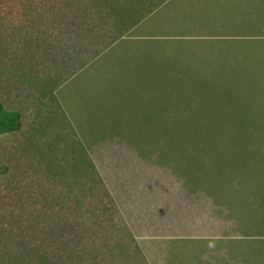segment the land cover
<instances>
[{
	"label": "rangeland",
	"instance_id": "obj_1",
	"mask_svg": "<svg viewBox=\"0 0 264 264\" xmlns=\"http://www.w3.org/2000/svg\"><path fill=\"white\" fill-rule=\"evenodd\" d=\"M119 1L69 43L57 25L93 0H0V107L19 115L0 127V264L41 250L31 227L94 170L125 264H264V29L230 27L228 0Z\"/></svg>",
	"mask_w": 264,
	"mask_h": 264
},
{
	"label": "trees",
	"instance_id": "obj_2",
	"mask_svg": "<svg viewBox=\"0 0 264 264\" xmlns=\"http://www.w3.org/2000/svg\"><path fill=\"white\" fill-rule=\"evenodd\" d=\"M89 5L102 11L94 15L90 13L92 9H89L88 14L80 17L81 20L79 17L75 18L72 23H66V26L62 24L64 26L62 28L57 25V29H69L66 32L69 43L73 37L83 36V30L99 26L104 15L114 14L118 8H122L119 0H93ZM84 8H86L85 4ZM38 18L36 19L38 20ZM33 23L34 26L37 24L35 20ZM49 23L52 24L53 21L49 20ZM72 25H76V28H72ZM70 29H74L72 34L69 33ZM61 35L65 36V34ZM34 42L38 48L44 49L46 55L51 51L52 42L48 41V38L42 39L38 36L34 38ZM59 50L62 52L64 48L60 47ZM0 109L2 110L0 112V127H18V113L5 111L1 107ZM205 132L207 135L202 138L208 139L215 135L216 130L206 129ZM90 165L94 170L95 166L92 163ZM84 188L85 191L78 190L74 193L73 204L55 212L53 216H58L57 219L51 221L48 226H44L43 231L37 226L31 227L37 235L40 232L46 235L44 239L46 241L41 250L34 252L27 245L26 249L31 251L27 252V257L21 258L18 262L13 258H3L2 260L13 264H125L123 260V258L125 259L124 246L119 238V230L116 228L120 213L109 190L95 170L89 177L88 185ZM88 197L90 198L89 206H87L86 200ZM89 249L100 253V255L89 257ZM32 251L37 255H34ZM56 252L57 254H55Z\"/></svg>",
	"mask_w": 264,
	"mask_h": 264
},
{
	"label": "crops",
	"instance_id": "obj_3",
	"mask_svg": "<svg viewBox=\"0 0 264 264\" xmlns=\"http://www.w3.org/2000/svg\"><path fill=\"white\" fill-rule=\"evenodd\" d=\"M229 26L264 29V0H228Z\"/></svg>",
	"mask_w": 264,
	"mask_h": 264
}]
</instances>
